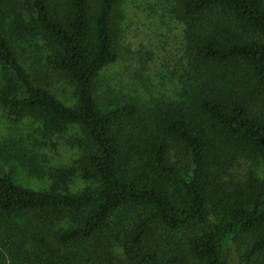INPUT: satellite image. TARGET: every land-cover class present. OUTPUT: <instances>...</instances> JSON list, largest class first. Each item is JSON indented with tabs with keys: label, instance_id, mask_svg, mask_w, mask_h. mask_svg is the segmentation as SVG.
Returning a JSON list of instances; mask_svg holds the SVG:
<instances>
[{
	"label": "trees",
	"instance_id": "trees-1",
	"mask_svg": "<svg viewBox=\"0 0 264 264\" xmlns=\"http://www.w3.org/2000/svg\"><path fill=\"white\" fill-rule=\"evenodd\" d=\"M123 1L0 0L5 94L20 90L2 96L8 114L57 133L78 125L91 146L80 160L97 181L76 192L23 187L4 170L22 157L0 149V264H227L229 240L240 264H264V0H174L184 25L177 98L100 111L95 79L117 58ZM35 36L74 105L22 65L17 46ZM239 158L259 161L261 174L233 177Z\"/></svg>",
	"mask_w": 264,
	"mask_h": 264
},
{
	"label": "rangeland",
	"instance_id": "rangeland-1",
	"mask_svg": "<svg viewBox=\"0 0 264 264\" xmlns=\"http://www.w3.org/2000/svg\"><path fill=\"white\" fill-rule=\"evenodd\" d=\"M118 38L117 58L103 67L95 79V99L100 111L127 102L141 108L153 107L177 98L181 91L183 62V23L175 12L174 0H124L115 11ZM28 18L24 17V21ZM36 44V47L32 45ZM22 65L32 79L38 80L68 106L76 100L71 85L60 72L47 66L44 55L48 44L35 36L17 46ZM6 69L0 65V149L21 156L4 165L16 183L34 190L76 192L95 187L97 181L84 168L80 157L91 150L87 136L76 124L63 131L45 130L37 117L10 116L2 96L18 94L9 87ZM15 79L10 81L13 86ZM28 160L30 162H28ZM187 164L183 165L186 166ZM233 177L261 174V163L237 159L229 171ZM238 243L227 242V264H240ZM115 252L120 254L119 246Z\"/></svg>",
	"mask_w": 264,
	"mask_h": 264
}]
</instances>
